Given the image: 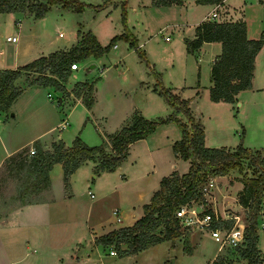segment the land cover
Here are the masks:
<instances>
[{
    "label": "rangeland",
    "instance_id": "374dc122",
    "mask_svg": "<svg viewBox=\"0 0 264 264\" xmlns=\"http://www.w3.org/2000/svg\"><path fill=\"white\" fill-rule=\"evenodd\" d=\"M37 1L39 0H30V5L24 12L27 15L19 12H0V67L12 66L17 53L21 61L28 62L38 56L40 50L47 51L49 44L53 45V48L69 46L76 41V35L80 29L83 32L95 33L102 44L108 43L115 34L131 31L137 35L135 37L136 44H138L140 40H144L143 35L137 34L142 20H146L144 21L146 24L148 19L153 22L157 19V24L154 23L152 29L147 31L152 35L151 38L142 48L137 49L131 46L129 41L119 39L116 41L118 47L112 46L107 53L102 55L103 58L88 57L79 62V68L73 72L74 76L70 78L69 84L76 77L95 81L97 86L95 106L92 110H87L80 102H77L74 107L64 106L63 112L59 111L57 117H66L69 125L63 130L53 131V138L60 135V139L67 144H72L74 138L79 136L89 145H97L104 142L106 133L115 132L128 123L129 121L125 119L136 107L142 111L143 116L149 119L167 116L174 112V108L163 95L154 90L157 81L165 87H172L171 91L177 94L178 91L173 88L177 85L181 86L183 81L191 80L192 75H194L193 82H195L197 73L200 71L201 85L197 94L199 110L198 114H193L195 119H200L204 126L206 142L212 146L223 144L235 147L240 142L243 145L250 143L264 150V47L260 50L256 64L254 82L256 89L243 91L240 99L234 104L224 101L214 102L210 99L209 86H207L210 80L209 70L203 64L199 66L197 62H195V70L194 65H186L187 51L184 43L179 41L177 32L169 25L175 21H193L195 17L206 13L213 6L198 4L193 10L195 16L187 17L188 15L180 6H173L175 9L173 11L160 5L157 9L156 4L151 1L152 5L148 6L149 9L142 10L136 6L144 0H129L126 2L123 18L121 0L115 1L118 6L112 7V11L107 10L109 8V6L106 7L107 4L97 8L105 0H80L88 3L81 12L65 8L60 4H53L42 17H35L31 6ZM112 1L110 0L109 3ZM191 3L192 0H186V4ZM228 3L234 8L242 4L244 20L248 21L251 35H259L262 30L264 31V4H261L259 0H228ZM162 19L168 24L163 32L157 30L159 23H162L158 20ZM218 19H227L223 11ZM60 32L63 36H59ZM13 35L18 36V41L7 40V36ZM165 35H169L171 40L166 41ZM175 43L177 47L173 51L171 48L176 45ZM141 51L145 52V56L141 55ZM90 59H92L91 62L86 63ZM174 61L175 64L172 66ZM92 63L95 66L87 71ZM103 67L106 69L102 72ZM183 71L187 72V79L179 76V73ZM35 75L34 72L23 73L19 79L26 83L27 78ZM180 86H178L179 89ZM45 91L46 89L43 88L38 94L44 93L45 102L50 104L46 101ZM178 95L181 98H188V94L178 93ZM48 111H50L48 116L50 117L49 106L36 107L29 114L30 123L35 122V119L43 116L42 113L46 114ZM177 115L187 123L182 112H177ZM52 137L46 136L43 143H47ZM177 137H181V129L176 122L172 121L159 125L155 134L152 135L151 142L155 144V147H159L155 149V168L158 169L155 171V177L141 174V170L149 166L151 159L146 154H142L138 167L133 170V175L128 176L127 181L121 177L123 173L120 170H113L102 176L97 175L100 178L93 181L92 163L88 162L80 166L70 177L68 191L72 193V199L69 200V212L74 211L70 210L71 207H79L78 215L84 218L89 208L99 206L90 211V213H96L94 220L100 217L102 221L106 219L120 226L131 222L132 213L139 215L142 212L143 203L149 201L150 197H147V194L150 190L153 192L157 188V173L171 157V152L167 147H163L164 144L167 140ZM106 149L111 150V146L106 145ZM26 163L25 160L24 164L11 165V168L8 167L9 164H6L0 171V205L3 202L16 205L20 203L19 197L23 199V195L43 198L44 195L39 196L37 193L41 189L35 191L33 187H28L33 178H30L32 174L27 170ZM129 167L127 163L126 173L131 171ZM185 167H188V162L180 160L177 168L182 171ZM253 170V166L247 160H241L240 165L224 174L225 176L216 175L214 177V186L205 195V202H193L191 206L199 210L201 208L211 209L223 218H233V225L245 228L249 213L239 204L238 193L243 187L242 180L252 176ZM51 175L55 194H65L62 165L54 166ZM89 190L94 192L93 197ZM0 208L2 209V206ZM117 208L122 219L120 222L116 221L113 213V210ZM262 221H264V197L262 210L258 216L260 243L264 240V230L260 227ZM190 229V242L195 245L191 254L185 252L184 243L178 237L174 240L175 243L165 240L136 254H122L124 249L116 246L117 252L121 254L110 256L107 253L103 262L105 264H207L215 252H218L220 243L215 241L208 231L200 227L192 225ZM193 232L195 233L191 238ZM219 253L226 260L234 263L244 262L235 246L225 244Z\"/></svg>",
    "mask_w": 264,
    "mask_h": 264
},
{
    "label": "trees",
    "instance_id": "16d2710c",
    "mask_svg": "<svg viewBox=\"0 0 264 264\" xmlns=\"http://www.w3.org/2000/svg\"><path fill=\"white\" fill-rule=\"evenodd\" d=\"M109 1L105 0L97 8L103 7ZM174 1L176 0H153L156 5H168ZM126 2L127 0L120 2L123 18ZM196 2L219 4L223 0ZM53 4L79 12L88 5L80 0H39L31 6L32 13L35 17H42ZM29 5L30 0H0V12L25 11ZM77 34L78 41L68 49L41 55L15 68H0V111L8 112L13 100L22 92V87L16 84V80L23 73H36L34 77L27 78L28 84L53 86L67 93L66 82L71 75V63L81 62L88 57H101L119 39H125L131 46L140 49L131 31L114 35L106 45H102L91 31L78 30ZM210 41H220L222 44L221 54L211 67L213 84L210 87V99L234 103L239 91L252 87L255 57L264 43V31L259 38H249L244 20H204L196 26V36L186 39L187 51L192 53L202 43ZM144 53L141 51L142 56H145ZM94 84L95 81L90 80L77 81L71 90L74 95L81 97L88 109L94 103ZM154 90L166 98L174 108L173 113L149 119L139 110H135L128 123L115 132L106 133L104 142L97 145H89L76 136L70 146L63 140H58L52 143L51 150H45L39 140H34V154L29 156V146H24L9 156L6 164L22 165L26 160V168L33 175L28 187L38 191L50 185L49 171L54 163L60 162L63 167L64 186L69 190L71 174L86 160L95 162L94 175L102 171H113L126 158L132 143L145 138L161 124L176 122L181 129V138L173 143L172 149L177 158L189 161L188 171L180 174L173 170L169 175L163 176L150 201L143 204V215L134 224L113 229L98 237L97 241L104 244L116 242V245L124 242L127 249L122 254H126L141 251L165 240L174 242L176 238L182 237L185 252L191 254L195 248L190 242L191 229L181 225L176 210L184 204L205 202L201 183L216 175L227 174L237 168L241 160H247L254 170L252 176L242 180L243 187L238 193V202L248 210L249 218L244 228V239L235 247L244 262L234 263L218 253L208 264H264V255L258 247V216L264 197V150L251 149L242 142L234 148L205 145L204 126L200 119H195L188 99L173 93L160 81H157ZM177 112L185 115L187 123ZM106 145H110L111 150H107ZM26 198L23 195V200ZM206 210L213 211L208 208ZM233 224V218H228L215 225L231 227Z\"/></svg>",
    "mask_w": 264,
    "mask_h": 264
},
{
    "label": "crops",
    "instance_id": "0c3cea01",
    "mask_svg": "<svg viewBox=\"0 0 264 264\" xmlns=\"http://www.w3.org/2000/svg\"><path fill=\"white\" fill-rule=\"evenodd\" d=\"M113 1L107 4L106 7L109 6L107 10L112 11L111 9L112 7L116 8L118 6V3L115 1H119V0H113ZM151 1L153 0H144L141 3H139V6L137 5L136 7L142 10H146V8L149 9L148 6L152 5ZM259 2L261 4H264V0H259ZM198 4L201 3H197L196 0H192V3L189 5L186 4V0H176L171 4L160 5V6H163L172 11L175 10L173 6H180L183 8V12L186 13V15H188L187 17L189 16L194 17L195 14L193 10H195ZM204 5H209L213 7L206 13L202 14L201 16L195 17L193 21L185 20L182 22L175 21L169 23V25H171L170 27L174 28V30L177 32L178 35L177 38L182 44L184 43L185 48H186V39H193L196 36V26L202 21L208 20L210 12L214 9L218 10L219 16L222 11L224 12V15H226L227 18L224 20L238 21L245 19L242 9V4L239 5L238 8H234L229 5L228 0H223V2L219 4L207 3ZM156 7L157 9H159V5H156ZM17 12L23 15H27L24 13L25 11H17ZM108 13L109 11L107 12V14ZM28 15L30 14L28 13ZM144 21L146 20H142L141 27L137 29V34H141L144 36L143 37L144 40H140V42L138 43L140 48H142L145 42L149 40L152 36L150 32L147 31L152 29L151 27L154 26V23L157 24V19H155V22L148 19L146 24L144 23ZM244 21L246 22V26H247V36L249 38H259L263 30L259 33V35H251L248 21L247 20ZM158 22H162V23H159L160 26L158 27L157 30H161V32H163V29L166 26H168V24L164 19H162L161 21L158 20ZM60 33L59 36H63V34ZM93 34L98 39L97 35L95 33ZM135 36L137 35L135 34ZM165 36L169 37V39H166L164 37L166 41L171 40L169 35H165ZM78 39L79 36L76 35V41L66 47L53 48L52 47L53 45L49 44L48 50L47 51L40 50L39 55L36 56L35 58L41 55H47L54 51L68 49L73 44H75L78 41ZM98 41L100 42L99 39ZM106 44H102V45H106ZM113 47L117 48L118 43L116 42V44ZM176 47L177 44L171 49L174 51ZM262 47H264V43ZM260 50L255 57V69L252 79V87L250 89H244L239 91L238 94L236 95L237 101L242 96L243 91H247V90L253 91L254 89H256L254 82L256 77V64L258 61V56L261 52ZM221 51H222V44L220 41H210V42L202 43L201 46L192 53L187 51L186 52L187 56L185 55L186 65H194V70H195V62H197L199 66L203 64V66L209 70L210 80L207 85L209 86V92H210V87L213 84L211 80V67L213 62L221 54ZM14 58L15 61L13 62L12 65L13 67L9 65L8 66L4 65L3 67L0 68H15L30 62V61L28 62L21 61L18 53L14 56ZM101 58H103V56L100 57L99 59ZM91 60L92 59H90L86 63L91 62ZM174 64L175 61L173 62L172 66H174ZM78 68L73 69L71 75L69 76L66 82V88L68 90L67 93L59 91L55 89L53 86L28 84L27 82L23 83L24 81L19 79L20 77L16 80V84L22 87V92L13 100L8 112L0 111V171L6 165V159L12 154L19 151L24 146H29L28 155L29 156L32 155L30 153V148L33 147L32 143L34 140H39L43 149L45 150L46 149L51 150L52 143L54 141L62 140L59 138L60 135L56 136V138H53L52 137L53 131L63 130L69 125V122L66 119V117L64 118H61V116L57 117V113H59V111L63 112L64 106L66 105H68V107L69 105L70 107H74V105L77 102L83 103L81 97L74 95L71 90L77 81L88 80V78L80 79L76 77L73 78L72 82L69 84L70 78L74 76L73 72H75V70H78ZM105 69L106 68L103 67L102 72ZM89 70L90 68L87 71ZM179 76H182L183 79H187L188 74L186 71H183V73H179ZM193 76L194 75L191 76V80L189 79L187 81H183L181 86L180 85L175 86L178 90L175 87L173 89H175V91H178V93H182L184 95L188 94L187 99L189 101V105L193 113L198 114L199 109L197 108L198 106L197 94L199 93V86L201 85L200 71L197 73L195 82H193ZM178 86H180V89L178 88ZM43 88L46 89L45 91L46 101H48V103L50 104H47L45 102L43 95L44 93L41 95L38 94L39 92L41 93ZM96 90H97V86L95 83L93 90L94 103L91 109H88L85 106L87 110H92L95 106ZM190 93L193 94L191 95ZM153 95L155 97V93ZM234 103H230V104H234ZM41 106L43 107L49 106V108L51 109L50 117H48L50 114V111H48L46 114L42 113L43 116H40L39 118L35 119V122L30 123V120L28 119L30 112L36 107H41ZM135 110H139L142 113V111L136 107L132 109L131 113L128 115V117L125 120L129 121ZM154 134L155 131L149 134L148 136H146L145 138L139 139L130 145L129 152L126 158L115 169L122 171L123 174L121 175V177L125 179L124 181L128 180V176H130V174L133 175V170H135L138 167V162L140 163V157L142 156V154H146L150 156L151 159L150 162L148 163L150 167L147 166L146 169H142L141 174H144L146 176L150 175V177H155V171L158 170L155 168L156 167L155 149H159V147H155V144L151 142V137ZM46 136H50L52 137V139L50 141H47V143H43V139ZM180 138L181 137L179 138L177 137L176 139L171 138L167 140V142L163 146L169 149V151L171 152V157L170 159H168V162L166 164L164 163V165L161 166V171L157 173L158 181H157L156 189L159 188V183L163 176L169 175L173 170H177L180 174H182L187 172L189 169L190 164L188 160H185L188 162V167H185V169H183L182 171H180L177 168L178 162L183 159L177 158L175 156V154L173 153L172 145L176 140ZM67 145L70 146L71 144H67ZM205 145L212 146L206 142V139H205ZM213 146L215 147L227 146L230 148L235 147V146H228L223 144L219 146L217 145H213ZM244 146L249 147L251 149H260L259 147H256L257 145H251L250 143H245ZM88 162L92 163V170H93V167L95 165V162L93 160H86L81 166L87 164ZM175 162L177 163L175 164ZM127 163L130 166L129 168H131L130 171L131 173L125 172L126 171L125 165ZM59 164L61 163L60 162L54 163L51 170L49 171L50 185L37 192L39 193V196L44 195L43 198L41 196L39 198L36 196L29 195L26 196L27 198L25 200L19 197L21 199L20 203L16 205H8V203L5 202L1 203L0 207L2 206V209L0 208V264H105L103 261L105 260L107 253L110 256L121 254L117 252L116 246L118 247L120 246V248L124 250L127 249V244L124 242H121L119 245H116V242L110 244H104L98 242L97 238L110 232L113 229L130 226L134 224L136 220L143 215V205H142V212L139 215H137L136 213H132L133 216L132 221L128 222L124 226L114 225V223H112L111 221L109 222L106 219H103L102 221L101 219H99L100 217H97V219L94 220L93 218L96 213H92V212L90 213V211L94 210V208H98L99 206L89 208V212L84 218L79 217L78 215L79 207H75V206L74 208L71 207L70 210L72 211L74 210V211L69 212L68 205H69V200L72 199L71 196L72 193H70V191L65 189V187H64L66 191L65 194L56 195L54 192L51 174L53 167ZM8 167L11 168L12 166L8 165ZM78 168H80V166ZM78 168L71 174V176L78 170ZM108 172H112V171H102L97 175L102 176L104 175V173H108ZM97 175L92 174L93 181L94 179L96 180L100 178ZM95 184H97V181H95ZM63 185H64V181H63ZM156 189H154L153 192ZM89 192L91 197H93L94 192H92L91 190H89ZM153 192L152 190H150L149 193L147 194V197L151 198ZM4 205L6 206L4 207ZM113 213L115 215L116 221L120 222L122 219L119 209L118 208L114 209ZM194 233L195 232L192 233L191 238ZM179 239L183 241L182 237H179ZM152 246H155V244L151 245L150 247ZM258 247L264 255V240L261 243L260 240H258ZM111 249L115 250L113 254L110 253ZM146 249L147 248L143 250ZM143 250H141V252ZM220 250L221 247H219L218 252L216 251L213 257L210 260H208L207 264L216 257V255L219 253ZM136 253L137 252H135V254Z\"/></svg>",
    "mask_w": 264,
    "mask_h": 264
},
{
    "label": "built area",
    "instance_id": "2783aa9c",
    "mask_svg": "<svg viewBox=\"0 0 264 264\" xmlns=\"http://www.w3.org/2000/svg\"><path fill=\"white\" fill-rule=\"evenodd\" d=\"M219 14L218 10L214 9L210 12L209 19L211 20H218ZM61 34V33H60ZM166 39H169L168 36H165ZM18 36H8L7 40L11 41H17ZM79 67V62H73L71 63V69H77ZM30 153H35V148H30ZM214 186V178H210L206 183L202 185V190L204 194L206 195L209 193L208 191ZM176 216L180 218V223L182 226H192L195 225L197 227H200L206 231H208L211 236L214 238L215 241L220 243V247L223 245H231V246H238L242 243L244 239V228L243 227H237L235 225H232L231 227H227L226 225L222 226H216L215 224L217 222L222 221L223 218L215 211H208L205 208H201L200 210L191 206V204H184L181 205L176 210ZM261 229L264 230V221L261 222L260 225ZM115 250L111 249L110 253L113 254Z\"/></svg>",
    "mask_w": 264,
    "mask_h": 264
},
{
    "label": "water",
    "instance_id": "95a60500",
    "mask_svg": "<svg viewBox=\"0 0 264 264\" xmlns=\"http://www.w3.org/2000/svg\"><path fill=\"white\" fill-rule=\"evenodd\" d=\"M95 66V64L94 63H92L91 65H90V67L89 68H92V67H94ZM89 68H87V69H89Z\"/></svg>",
    "mask_w": 264,
    "mask_h": 264
}]
</instances>
